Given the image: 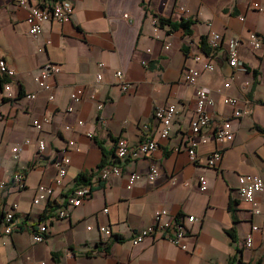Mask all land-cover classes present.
I'll use <instances>...</instances> for the list:
<instances>
[{"label": "crops", "instance_id": "obj_1", "mask_svg": "<svg viewBox=\"0 0 264 264\" xmlns=\"http://www.w3.org/2000/svg\"><path fill=\"white\" fill-rule=\"evenodd\" d=\"M70 1L74 5L70 20H47L42 32L32 35L26 22L28 8L20 0H0V59L16 70L11 80L14 98L4 96L6 76L0 72V180H9L17 170L26 176L22 190L8 181L0 199V228L9 203H17L19 225L0 237V264H239V258L264 264V231L253 232L252 247L243 245L252 225L264 224V192L257 193L259 214H252L251 205L237 192L240 174L255 173L264 179V14L251 7L253 1L264 0ZM161 17L172 23L189 20L190 32L160 26ZM213 30L222 42L207 54L201 40L206 37L208 44ZM251 31L261 36L262 47L242 45L243 66L230 69L228 42ZM205 61L214 69H204ZM48 62L61 67L52 79L53 100L35 81ZM189 69L201 71L197 84L185 80ZM117 70L123 71L127 90L122 89ZM98 72L103 74L100 82ZM227 81L230 87H225ZM198 87L208 90L215 108L210 124L201 131L209 139L199 143L193 160L185 146ZM30 93L36 97L28 98ZM225 95L240 98L241 106L250 99L253 112L234 117ZM167 104H176L177 113L168 138L160 139L161 124L154 114ZM44 116L50 122L37 128L33 121ZM226 119L231 120L234 137L218 142L215 129ZM119 138L132 145L158 138L160 147L149 156L118 158ZM38 139L46 142L43 153ZM71 140L74 147L68 145ZM16 145L22 147L17 159L12 155ZM216 149L223 157L210 167L207 156ZM63 154L70 158L63 186L52 199L34 203L38 187L53 184L56 161ZM107 164L120 166L121 173L99 180V170ZM151 166L159 170L154 180L148 176ZM130 172L142 175L132 187ZM81 173L90 176L85 184L93 183V192L81 205L69 207L66 217L51 218L75 188L85 185L77 182ZM201 175L207 177L206 190L199 187ZM160 209H166L171 220L184 219L188 249L164 236L133 244V235L151 224ZM189 215L197 221H188ZM45 222L48 237L37 242L34 229ZM100 225L109 226L112 235L107 237Z\"/></svg>", "mask_w": 264, "mask_h": 264}, {"label": "built area", "instance_id": "obj_2", "mask_svg": "<svg viewBox=\"0 0 264 264\" xmlns=\"http://www.w3.org/2000/svg\"><path fill=\"white\" fill-rule=\"evenodd\" d=\"M19 4L23 7L28 8V14L26 17V22L29 26V32L32 35H38L43 30V24L45 21L50 19H56L58 21L70 20L74 11V5L70 0H46L43 3L31 2L28 3V0H20ZM251 7L259 10L264 14V4L260 2L253 1ZM183 9V8H182ZM128 17V14L126 15ZM222 38L219 32L213 30L209 34L208 44L212 49H217L221 46ZM242 45H247L248 47H253L254 49H260L263 45L261 36L255 32L251 31L245 38H236L228 42V62L229 65L233 68H240L243 66V61L240 57V47ZM195 59L197 61L201 60V55H196ZM143 64H147V61H143ZM100 67L103 64H99ZM204 69L212 70L214 69V64L211 61H205L203 63ZM61 70L59 64L48 62L42 66L41 70L35 76L36 83L49 93V99H54L53 94V81L52 79L56 74ZM0 72L6 76V80L3 83L2 92L5 97L14 98L12 90L11 80L15 78L16 70L14 67L9 65L5 59H0ZM201 74L200 70L189 69L184 77L185 80L191 84H197V80ZM116 76L119 79L120 84L122 85L123 90H127L129 87L128 82L125 80L124 73L122 70L116 71ZM103 79L102 72L97 73V81L100 82ZM231 82L227 81L225 87H230ZM221 91V90H219ZM28 98H35L36 94L30 93L26 95ZM75 101H78L79 98L73 96ZM224 101L234 107L233 116L242 117L247 116L253 112V109L250 105V99H245L244 104L241 106V99L236 96L225 95ZM98 107L101 109L103 103H99ZM211 108H215V100L209 95V92L204 87H198L197 90V100H196V112L191 120L190 134L187 137L186 148L189 152L191 159L195 160L197 158V147L201 142H207L209 138L201 134L202 128L210 124L213 118V112ZM177 113L176 104H167L159 106L155 110V117L161 124L160 127V139L168 138L171 129L173 119ZM50 122V119L47 116H44L40 119H35L33 124L37 128H42L44 123ZM83 120H79V124H82ZM69 128V126H67ZM89 135H91L89 133ZM264 135V132H263ZM234 133L232 131L231 120L226 119L218 123L214 138L218 142H223L226 140H232ZM160 139L158 138H149L143 141L138 145H132L126 138H119L115 147V154L118 158L131 157L134 159L149 156L153 154L160 147ZM28 142V140H27ZM38 148L39 152L43 153L46 149V142L44 139H38ZM71 147H74L75 142L71 140L68 144ZM264 145V144H263ZM21 146L12 147V155L15 159L19 157ZM223 157V152L220 149L213 150L207 156V162L210 167L217 166ZM70 163V158L66 154H63L60 159L56 161L57 174L54 179L53 184L44 185L41 184L38 187V191L34 198V203L38 204L44 200L52 199L55 191L58 188L63 186L64 178L67 175L68 165ZM121 168L118 165L107 164L103 166L98 173L99 180H107L112 174H120ZM159 170L156 166H151L148 171V176L150 179L154 180L158 177ZM142 178V175L138 172H130L128 175L129 187H132L139 179ZM11 181L14 185V188L17 190H22L26 186V176L23 170H17L9 180L1 179L0 180V199L3 194L6 193V186ZM238 196L242 200L246 201L251 205L250 212L252 214H259V202L257 199V193L264 192V179L261 175L255 173H245L240 174L238 177ZM97 182V181H96ZM95 184V183H94ZM199 187L201 190H206L208 188V181L205 175L199 176ZM93 192V183L85 184L75 188L71 194L68 196V200L65 206L59 210L54 211L51 218H63L69 214V207L79 206L87 199ZM16 208L17 203H9L4 206V218L3 224L0 228V237L3 234H11L16 231L19 227L16 220ZM105 212L108 211V208L104 209ZM168 211L166 209H160L156 211L154 216V221L139 229L132 237L133 244H139L149 237H166L174 244L180 246L183 249H188L189 245L187 242V228L183 218H176L171 220L167 218ZM188 221L194 222L197 221V218L194 215H189L187 217ZM88 229H93V226H88ZM99 230L107 235V237L112 235V229L107 225H100ZM264 231V224L258 225L253 224L251 228V233L248 234L243 241L245 247L253 246V232ZM49 234L48 223H40L36 229H34V240L41 242L47 239ZM42 264H45L44 262ZM240 264H248V262H243Z\"/></svg>", "mask_w": 264, "mask_h": 264}, {"label": "trees", "instance_id": "obj_3", "mask_svg": "<svg viewBox=\"0 0 264 264\" xmlns=\"http://www.w3.org/2000/svg\"><path fill=\"white\" fill-rule=\"evenodd\" d=\"M166 24H170L172 27H181L183 29H185V31L187 33L190 32V25H191V22L189 20H184L183 18L181 19L180 22L178 23H172V20L171 19H167V18H159V25L160 26H164ZM201 48L203 49L204 52H206L207 54H209L212 50V48L209 46V44H207V41H206V37H203L202 40H201ZM254 73L255 75H258V71L257 70H254ZM22 95V93H20ZM89 175L85 174V173H81L78 175L77 177V182L78 184H85L88 182L89 180ZM117 239L120 240L121 238L119 236H117ZM243 259L242 258H239V264L240 263H243ZM229 264H232V263H229Z\"/></svg>", "mask_w": 264, "mask_h": 264}, {"label": "water", "instance_id": "obj_4", "mask_svg": "<svg viewBox=\"0 0 264 264\" xmlns=\"http://www.w3.org/2000/svg\"><path fill=\"white\" fill-rule=\"evenodd\" d=\"M230 69H232V67H230Z\"/></svg>", "mask_w": 264, "mask_h": 264}]
</instances>
